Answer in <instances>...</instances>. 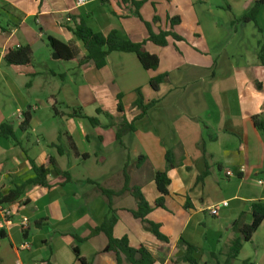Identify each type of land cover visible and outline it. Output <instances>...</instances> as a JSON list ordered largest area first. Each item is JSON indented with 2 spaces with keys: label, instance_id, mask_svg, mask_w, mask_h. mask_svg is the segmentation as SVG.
<instances>
[{
  "label": "crops",
  "instance_id": "obj_1",
  "mask_svg": "<svg viewBox=\"0 0 264 264\" xmlns=\"http://www.w3.org/2000/svg\"><path fill=\"white\" fill-rule=\"evenodd\" d=\"M255 1L146 0L138 9L140 19L123 0H45L42 10L40 0H0V27L7 29L0 28V125L11 122L18 140L0 137V192L33 178L32 162L46 165L50 157L69 174L52 171L49 186H30L21 200L0 205V229L6 234L0 238V264H84L74 246L85 264H118L115 251H104L107 234L97 230L110 208L117 217L114 238L126 237L129 247L149 253L153 264H188L181 240L197 248L192 257L198 264L227 259L241 235L233 222L244 215L242 222L250 223L251 204L264 201V133L253 122L254 115L264 120L259 56L264 4L255 21H242ZM75 15L103 34L117 29L135 42L145 41V49L159 58L157 69L147 70L136 54L118 51L102 68L92 61L81 64L86 52L68 28L73 21L66 19ZM172 18H179L174 26ZM149 29L155 34L172 31L182 40L169 36L168 44L160 46L147 41ZM48 35L74 43L78 55L71 61L58 57L44 39ZM26 44L32 48V64L4 61L9 49ZM38 48L45 61L52 56L77 62L95 95L94 109L83 113L98 124L56 106L42 108L46 113L40 117L33 102L35 90L44 86L37 80L42 76L36 70ZM163 74L167 79L154 90L151 78ZM25 79L27 94L20 89ZM56 88L60 90L52 85L49 94L55 103ZM140 99L145 105L155 103L138 117ZM25 111L32 115L28 131L19 126ZM130 125L133 131L127 129ZM167 153L172 168H167ZM158 171L170 178L164 196L154 179ZM98 185L117 194L108 198ZM125 185L140 189L151 208L147 219L159 225L167 240L133 215L137 201ZM160 197L163 206L156 204ZM216 205L218 214L212 215ZM4 208L11 211L7 218ZM120 264H132L123 252ZM232 264H264V221Z\"/></svg>",
  "mask_w": 264,
  "mask_h": 264
},
{
  "label": "trees",
  "instance_id": "obj_2",
  "mask_svg": "<svg viewBox=\"0 0 264 264\" xmlns=\"http://www.w3.org/2000/svg\"><path fill=\"white\" fill-rule=\"evenodd\" d=\"M104 1L106 0H102V2ZM145 1L146 0H123L125 4H129V10H130L129 13L133 14L134 16L140 19H142V17L138 9ZM40 3L41 4L39 10H42L45 4V0H40ZM262 4H264V0H256L253 7L242 17V21L243 22L255 21L257 14L259 12V8ZM112 12L116 14L115 10H113ZM71 18L73 21V26H70L68 28L73 33V35L77 40L82 41L83 49L86 52L85 56L80 59L81 64L92 61L96 68H102L107 63V57L112 52L118 51V52H129L136 54L142 66L147 70L157 69L159 65V58L157 55L151 54L145 49L144 47L145 41L135 42L130 38L121 34L117 29L111 30L108 34H103L99 31L94 30L89 24H87V22L82 16L75 15L72 16ZM170 22L171 25L174 26L179 22V18H172L170 19ZM145 24L147 25V27L149 26L147 22H145ZM0 28L1 30H7L3 27ZM169 36H172L176 40H182V37L176 34L175 32L160 31L158 34H155L152 32V30L149 29V35L147 37V41L149 40L157 45L165 46L168 44ZM45 39L49 47L53 51L57 52L59 56L64 60L71 61L78 55V49L75 46V44L72 42L65 43L51 35L46 36ZM259 56H260L261 64L264 65V45L261 46ZM4 61L8 65H15V66L30 65L32 64L33 61L32 48L27 44L20 45L15 48H11L8 50L7 54L5 55ZM167 77L168 75L163 74L151 78L150 80L151 87L154 90H157L160 84L163 83L167 79ZM137 92L141 95L140 89H138ZM120 101L121 100H119L118 103V109L119 111H122L123 107ZM50 102L53 105V108H55L56 103L53 102L52 99ZM154 103L155 101H150L148 104L145 105L143 104L142 99L138 100L136 102V105H138L142 109V112L138 117L145 114L146 110L149 109ZM71 116H82L84 118H87L93 125L98 124L97 119L95 117H90L85 115L82 110H77V111L74 110V112L71 113ZM31 118L32 115L30 111L23 112V121L19 125L22 131H28L30 129ZM253 122L255 126L264 133V120L259 118L258 115H254ZM127 129L131 131L134 130V128L131 125ZM127 129L123 130V132L127 131ZM121 135L122 132L117 133L118 140H120ZM0 137L13 139L15 142L18 143L15 134V129L11 122H3L0 125ZM71 146L72 149L76 152L77 148L75 144L72 143ZM76 153L78 154V152ZM166 160H167V168H172L174 166V162L168 153L166 155ZM32 167L35 172V176L33 178L26 180L21 185L16 184L15 188L11 189L8 193L4 195L0 192V205L9 204L21 200L25 191L30 186H34V185L49 186L47 176L52 171L59 175H64V176L66 175L65 177L69 178V174L65 171H62L57 166L56 160L53 157H50L48 159L46 165L38 166L34 162H32ZM154 179L157 189L159 190L161 195L164 196L168 194V186L170 184V178L168 177L167 172L166 171L156 172ZM99 188L108 198H111L113 195L117 194V192L113 190H109L101 186H99ZM125 189L129 190L137 201V209L132 211L133 215L136 218L141 219V221L144 224V227L147 230L151 231L157 238L162 240H167V237L160 232L159 225L147 219V215L149 214L151 208L147 203V201L145 200V198L143 197L140 189L138 187H128V185H125ZM163 201H164L163 197H160L157 200L156 204L158 206H163ZM250 214H251L250 223L242 222V216L244 215L241 216V219L239 218L238 220H235L233 222V225L240 232L241 235L233 241L230 250L227 254V259L224 262H220L216 259L214 264H232L233 260L238 257L243 243L251 240L255 231L260 227L261 223L264 221V201L258 200L253 202L251 204ZM116 221H117V217L114 214L113 210L110 208L109 213L106 216L103 224L97 229L98 231L105 232L109 238V243L104 249V251H115L117 253L118 264H120L121 252L127 255L129 261L132 264H153L154 262L153 257L144 250L140 251V256L142 257H140L139 259H135V254L138 251L129 247L126 237H123L121 239L114 238L112 234V229ZM5 236L6 234L4 233V231L0 229V238H3ZM75 239L77 241L80 240L77 237H75ZM181 243L185 246V254L183 257L185 262H187L188 264H198L197 260L192 257V252L195 251L197 248L191 243H188L187 241L184 240H181ZM73 251L77 259L85 264V260L83 257H81L78 246H74Z\"/></svg>",
  "mask_w": 264,
  "mask_h": 264
},
{
  "label": "rangeland",
  "instance_id": "obj_3",
  "mask_svg": "<svg viewBox=\"0 0 264 264\" xmlns=\"http://www.w3.org/2000/svg\"><path fill=\"white\" fill-rule=\"evenodd\" d=\"M45 38L46 37H44V39ZM44 56L45 52L43 51V49H36V70L42 73V76L38 77L37 80L44 86L40 89L35 90L33 102L35 101V104H38V106L40 107V117L42 116V114L46 113V109L44 110L42 108L50 107L49 109H52L53 105L50 102L49 104L48 101L50 99L49 94L53 90L51 89V87L54 84L60 88V90H57L56 88L54 91L56 93L55 97L57 99L55 106L58 109L66 112L71 111L72 113L74 112V110L91 112L95 106L92 105V102L95 100L94 90L89 85H86L85 77L82 75L77 62L74 61L71 63L59 61L53 59L52 56H49V58L45 61ZM34 64L35 62H33V66ZM25 70L32 69L29 68ZM26 80L27 79L23 81L20 88L22 93L25 94L28 93V88L24 85L26 84ZM2 87L5 88L4 85H2ZM96 92L100 94L101 92H104V90L97 89ZM33 102L30 103V105H33ZM104 102L107 107L113 106L111 101ZM46 104H49L50 106H47ZM25 106V108L28 110V105ZM59 124L61 125L60 122Z\"/></svg>",
  "mask_w": 264,
  "mask_h": 264
},
{
  "label": "built area",
  "instance_id": "obj_4",
  "mask_svg": "<svg viewBox=\"0 0 264 264\" xmlns=\"http://www.w3.org/2000/svg\"><path fill=\"white\" fill-rule=\"evenodd\" d=\"M78 2L79 3H83L84 0H78ZM66 19H67V22H70V23L72 22V18L71 17H67ZM19 117H21V115ZM227 174L228 175H231L232 173L228 171ZM221 205L225 206V205H227V202L226 201H223L221 203ZM218 210H219V205H216V206H214L213 208L210 209V213L212 215H217L218 214ZM3 214L7 218V217L10 216L11 211L9 209H7V208H4L3 209ZM23 226H26V223H23ZM24 247H26V245Z\"/></svg>",
  "mask_w": 264,
  "mask_h": 264
},
{
  "label": "water",
  "instance_id": "obj_5",
  "mask_svg": "<svg viewBox=\"0 0 264 264\" xmlns=\"http://www.w3.org/2000/svg\"><path fill=\"white\" fill-rule=\"evenodd\" d=\"M56 55L59 57V54L56 52ZM141 256H140V252L138 251L136 254H135V259H139Z\"/></svg>",
  "mask_w": 264,
  "mask_h": 264
}]
</instances>
